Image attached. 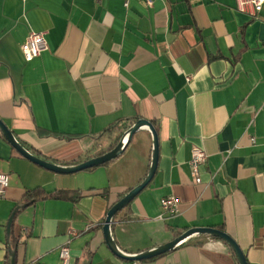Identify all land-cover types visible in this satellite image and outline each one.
Listing matches in <instances>:
<instances>
[{
  "label": "crops",
  "instance_id": "0c3cea01",
  "mask_svg": "<svg viewBox=\"0 0 264 264\" xmlns=\"http://www.w3.org/2000/svg\"><path fill=\"white\" fill-rule=\"evenodd\" d=\"M31 32L46 34L48 50L27 62L21 47ZM0 118L32 154L62 166L105 154L148 120L158 168L113 220L119 250L139 254L210 227L229 234L249 264H264V7L255 19L237 0H0ZM193 146L208 155L201 183ZM152 155L144 128L118 158L57 174L0 131V174L10 176L0 264H62L70 231V264H239L228 244L206 235L141 262L112 253L107 213L146 178ZM37 187L59 195L23 207ZM171 195L180 214L161 220L160 200Z\"/></svg>",
  "mask_w": 264,
  "mask_h": 264
},
{
  "label": "water",
  "instance_id": "95a60500",
  "mask_svg": "<svg viewBox=\"0 0 264 264\" xmlns=\"http://www.w3.org/2000/svg\"><path fill=\"white\" fill-rule=\"evenodd\" d=\"M148 129L153 135V155L151 160L150 169L146 178L132 190H130L124 197H122L119 201H117L108 211L107 217L105 219L103 232L105 236V241L112 251V253L127 261H146L151 260L166 253H169L175 250L178 246L186 242L193 236L196 235H206L211 236L213 238L220 239L224 241L226 244L230 246L233 252L236 255V258L239 264H249L247 258L238 245V243L226 232L210 227H196L190 228L185 231L183 234L175 238L173 241L158 246L153 250L145 251L135 255H128L124 252L120 251L116 242L113 240L111 234V226L115 216L126 208L152 181L154 178L157 168H158V159H159V139L157 131L154 125L145 119H138L133 126L126 132V134L122 137V139L118 142V144L110 151L102 154L100 156L94 157L92 159L86 160L80 164L74 166H62L52 162H49L45 159H42L34 154H32L29 150H27L17 139L14 133L10 130V128L6 125V123L0 118V131L5 139L11 144V146L23 157L30 160L31 162L43 167L49 171H52L57 174H74L84 170H88L94 167L102 166L116 158H118L127 147L132 137L141 129ZM127 137V140L124 142V139ZM13 216L10 218L8 223V230L10 232Z\"/></svg>",
  "mask_w": 264,
  "mask_h": 264
},
{
  "label": "built area",
  "instance_id": "2783aa9c",
  "mask_svg": "<svg viewBox=\"0 0 264 264\" xmlns=\"http://www.w3.org/2000/svg\"><path fill=\"white\" fill-rule=\"evenodd\" d=\"M153 0H147L148 4H152ZM264 7V0H237V8L240 12L247 14L251 18L258 19ZM22 54L27 62L32 61L37 56L48 50V42L45 33L31 32L26 42L21 47ZM127 137L124 139V142ZM255 142V139H252ZM208 155L206 151L199 146H193L191 150L190 166L195 183H201V168L206 164ZM10 185V176L8 174H0V199L5 198ZM162 213L159 216L161 220L176 217L180 214V200L177 196L171 195L160 200ZM77 234L70 231V239L60 249V259L62 264H70V242Z\"/></svg>",
  "mask_w": 264,
  "mask_h": 264
},
{
  "label": "trees",
  "instance_id": "16d2710c",
  "mask_svg": "<svg viewBox=\"0 0 264 264\" xmlns=\"http://www.w3.org/2000/svg\"><path fill=\"white\" fill-rule=\"evenodd\" d=\"M52 135L58 136L59 134H55L54 133ZM80 136H82V135H72V134L66 135V137H68V138H77V137H80ZM60 137H63V135H61ZM114 147L115 146H113L112 148H110L109 151L112 150ZM102 194H107V190H104L102 192ZM58 195H59V191L58 192H53V193H48L43 188L37 187L35 189L28 190L24 194V196L22 198V201L20 203L22 204L23 207H28V206L33 205L34 203H36L38 201L47 200V199H50V198L58 197ZM222 231H224V230H222ZM200 236H204V235H200ZM214 239H217V238H214ZM218 240H220V239H218ZM232 253L236 257V255L233 252V250H232ZM5 264H9V263L6 262Z\"/></svg>",
  "mask_w": 264,
  "mask_h": 264
}]
</instances>
